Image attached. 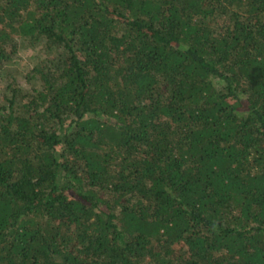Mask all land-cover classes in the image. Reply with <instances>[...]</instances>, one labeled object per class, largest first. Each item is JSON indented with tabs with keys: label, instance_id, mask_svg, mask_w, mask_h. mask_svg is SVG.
Returning a JSON list of instances; mask_svg holds the SVG:
<instances>
[{
	"label": "trees",
	"instance_id": "1",
	"mask_svg": "<svg viewBox=\"0 0 264 264\" xmlns=\"http://www.w3.org/2000/svg\"><path fill=\"white\" fill-rule=\"evenodd\" d=\"M0 76V264H264V0H0Z\"/></svg>",
	"mask_w": 264,
	"mask_h": 264
},
{
	"label": "rangeland",
	"instance_id": "2",
	"mask_svg": "<svg viewBox=\"0 0 264 264\" xmlns=\"http://www.w3.org/2000/svg\"><path fill=\"white\" fill-rule=\"evenodd\" d=\"M39 48V46H22L21 48V54L25 60V63L28 64L31 56H33L34 52L37 51V49ZM20 77V76H19ZM20 80L22 81L23 85L25 84L24 82V79L20 78ZM7 84V80L6 78H3L0 76V99H1V96H2V88Z\"/></svg>",
	"mask_w": 264,
	"mask_h": 264
}]
</instances>
